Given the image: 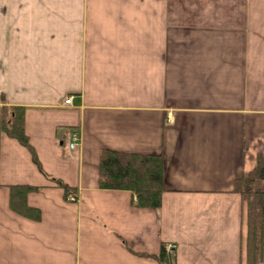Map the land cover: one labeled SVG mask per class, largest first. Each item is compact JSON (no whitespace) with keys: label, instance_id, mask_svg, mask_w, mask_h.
Returning <instances> with one entry per match:
<instances>
[{"label":"crops","instance_id":"0c3cea01","mask_svg":"<svg viewBox=\"0 0 264 264\" xmlns=\"http://www.w3.org/2000/svg\"><path fill=\"white\" fill-rule=\"evenodd\" d=\"M2 98L77 199L0 131V264H159L139 253L162 244L174 264H244L233 186L264 154V0H0ZM103 148L162 154L158 208L99 187ZM9 184L40 186V220Z\"/></svg>","mask_w":264,"mask_h":264},{"label":"trees","instance_id":"16d2710c","mask_svg":"<svg viewBox=\"0 0 264 264\" xmlns=\"http://www.w3.org/2000/svg\"><path fill=\"white\" fill-rule=\"evenodd\" d=\"M0 104V131L12 138L30 153L38 170L54 185L63 189V195L73 194L75 187L46 173L38 159L36 150L25 130V107ZM163 158L161 153L121 152L103 148L99 152V187L110 190L129 191L132 204L140 208H158L165 191L163 180ZM9 208L14 213L38 221L40 209L27 203V195L40 186L31 184H9ZM234 192L242 201L243 257L244 264H264V154L257 157L255 167L234 182ZM74 201V200H68ZM126 245V242L123 241ZM162 244L157 254L151 256L159 264H174L172 252ZM174 249V248H173ZM172 249V251H173Z\"/></svg>","mask_w":264,"mask_h":264},{"label":"built area","instance_id":"2783aa9c","mask_svg":"<svg viewBox=\"0 0 264 264\" xmlns=\"http://www.w3.org/2000/svg\"><path fill=\"white\" fill-rule=\"evenodd\" d=\"M71 100H72L71 96H68V97L64 98V100L62 102V105L64 107L72 106ZM79 140H80V134L76 130H74L73 133H72L71 142L69 143V148L70 149H74V147L77 145ZM67 198H68V200H75V197H74L73 194H68ZM173 248H174L173 244H166V246H165V249H166L167 252H172Z\"/></svg>","mask_w":264,"mask_h":264}]
</instances>
